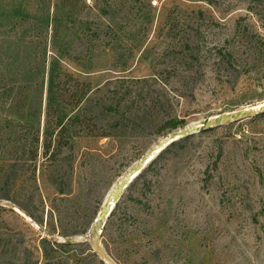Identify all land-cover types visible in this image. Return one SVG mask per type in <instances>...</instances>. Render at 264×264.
<instances>
[{
    "label": "rangeland",
    "instance_id": "rangeland-1",
    "mask_svg": "<svg viewBox=\"0 0 264 264\" xmlns=\"http://www.w3.org/2000/svg\"><path fill=\"white\" fill-rule=\"evenodd\" d=\"M152 1L0 0V264H264V115L88 236L264 107V0Z\"/></svg>",
    "mask_w": 264,
    "mask_h": 264
},
{
    "label": "water",
    "instance_id": "water-1",
    "mask_svg": "<svg viewBox=\"0 0 264 264\" xmlns=\"http://www.w3.org/2000/svg\"><path fill=\"white\" fill-rule=\"evenodd\" d=\"M264 113V107L259 108H247L242 109L236 112L231 113H225L222 115H218L212 118L205 119L201 122H198L199 124L195 127H185L182 130H178L176 132L171 133L168 135L166 139H168L167 143L160 148H158L156 151L151 149L148 151L138 162H136L133 166H131L128 171L125 173L124 179L120 182L121 185H123V189L126 188V186L131 183L132 180H134L144 169L145 167L152 162L158 154L163 151L168 145L171 143H174L178 140L184 139L188 136L194 135L196 133H200L204 130L212 129L218 126L226 125L235 121H241L245 119H249L253 116L259 115ZM158 144L157 146H159ZM122 194V193H121ZM120 194V195H121ZM119 195V197H120ZM119 197L114 202L113 208L115 204L117 203ZM103 208L100 210L99 217H97L90 228L88 232L89 238L92 240L94 247L96 251L105 258V260H108L102 252L99 250V247L97 245V236L101 233V229L105 223V220L109 217L110 212L112 211V205L110 203H103ZM69 242H73V239H69Z\"/></svg>",
    "mask_w": 264,
    "mask_h": 264
},
{
    "label": "trees",
    "instance_id": "trees-1",
    "mask_svg": "<svg viewBox=\"0 0 264 264\" xmlns=\"http://www.w3.org/2000/svg\"><path fill=\"white\" fill-rule=\"evenodd\" d=\"M3 79V78H2ZM0 81H2V80H0ZM8 111H11V109L9 110V108H8ZM7 111V112H8ZM262 115H264V113H262V114H259V115H257V116H254V117H260V116H262ZM253 117V118H254ZM7 123L10 125V121L9 120H7ZM6 123V124H7ZM184 123L183 122H177V121H174V122H172V124H171V126H170V129H172V130H174V129H177V128H182V127H184ZM205 131H207V130H204V131H202V132H205ZM202 132H200V133H202ZM102 135H104V134H102ZM103 137H105V136H103ZM9 138H10V134H9V132H7L5 135L3 134V137L1 138V143L3 144V146H7V143L9 142ZM171 145H173V143L171 144ZM14 146H15V144H14ZM59 147H61V145H59ZM46 257H47V255H46Z\"/></svg>",
    "mask_w": 264,
    "mask_h": 264
},
{
    "label": "bare ground",
    "instance_id": "bare-ground-1",
    "mask_svg": "<svg viewBox=\"0 0 264 264\" xmlns=\"http://www.w3.org/2000/svg\"><path fill=\"white\" fill-rule=\"evenodd\" d=\"M259 108V107H258ZM195 127V126H194ZM168 141V139H167ZM163 142L161 143L159 146L155 147L153 150L156 151L158 148H160L161 146L165 145V143L167 142ZM124 178H122L120 180V182L123 180ZM119 182V184H117V186L114 188L113 192L111 193L110 195V198L107 200L106 203H110L112 206L114 205V202L117 200V198L119 197V195L121 194L122 192V189H123V185H121Z\"/></svg>",
    "mask_w": 264,
    "mask_h": 264
},
{
    "label": "built area",
    "instance_id": "built-area-1",
    "mask_svg": "<svg viewBox=\"0 0 264 264\" xmlns=\"http://www.w3.org/2000/svg\"><path fill=\"white\" fill-rule=\"evenodd\" d=\"M150 7H152V8L159 7V2L157 0H154V1L150 2Z\"/></svg>",
    "mask_w": 264,
    "mask_h": 264
}]
</instances>
